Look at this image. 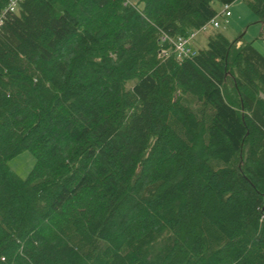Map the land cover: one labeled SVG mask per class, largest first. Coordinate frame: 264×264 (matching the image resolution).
I'll list each match as a JSON object with an SVG mask.
<instances>
[{
    "label": "trees",
    "instance_id": "trees-1",
    "mask_svg": "<svg viewBox=\"0 0 264 264\" xmlns=\"http://www.w3.org/2000/svg\"><path fill=\"white\" fill-rule=\"evenodd\" d=\"M235 1L21 0L6 15L0 264H264V54L211 27L195 56L159 57L164 33ZM244 2L264 41V0ZM25 151L22 177L9 162Z\"/></svg>",
    "mask_w": 264,
    "mask_h": 264
},
{
    "label": "rangeland",
    "instance_id": "rangeland-1",
    "mask_svg": "<svg viewBox=\"0 0 264 264\" xmlns=\"http://www.w3.org/2000/svg\"><path fill=\"white\" fill-rule=\"evenodd\" d=\"M231 10L233 15L229 17L230 23H225L223 21L224 26H221L219 31L226 34L229 39H234L239 37L242 33L244 37L250 41L252 39L255 40L259 49L264 52V44L261 39H257L260 28L255 26L252 20H257L256 14L249 8V6L244 2V0H236L231 4ZM222 19V18H220ZM210 31L201 32L198 35V41L200 42V46L203 47L206 44V38ZM10 166L22 177H26L30 170L33 168L35 164V157L29 151H25L20 155L16 156L9 162ZM66 196V195H64ZM60 196L58 198L60 203ZM64 198V197H63Z\"/></svg>",
    "mask_w": 264,
    "mask_h": 264
},
{
    "label": "built area",
    "instance_id": "built-area-1",
    "mask_svg": "<svg viewBox=\"0 0 264 264\" xmlns=\"http://www.w3.org/2000/svg\"><path fill=\"white\" fill-rule=\"evenodd\" d=\"M20 1L21 0H9L7 7L0 13V25L4 22L8 13L15 12L18 9ZM231 15V5L224 4L218 15L211 18L200 29L193 31L189 36L173 37L164 33L162 36V42L163 44H166V46L162 47L159 51V57L165 59L175 55L178 60H183L195 56L198 51L192 45L193 39H195L200 32L206 31L211 27L220 28L221 26H224L223 21L227 23L228 17Z\"/></svg>",
    "mask_w": 264,
    "mask_h": 264
},
{
    "label": "crops",
    "instance_id": "crops-1",
    "mask_svg": "<svg viewBox=\"0 0 264 264\" xmlns=\"http://www.w3.org/2000/svg\"><path fill=\"white\" fill-rule=\"evenodd\" d=\"M232 15H233V12H232ZM231 15V16H232ZM230 16V17H231ZM253 22H251V23H254L255 24V26H257V27H259L260 28V31H261V29H262V25L260 24V23H256L255 22V20H252ZM227 23H230V20H229V17H228V22ZM252 40H254V39H252ZM262 43L264 44V41H262ZM254 45L258 48V46H257V44H256V42H255V40H254ZM259 49V48H258ZM262 49V48H261ZM261 49H259L263 54H264V52H263V50H261Z\"/></svg>",
    "mask_w": 264,
    "mask_h": 264
}]
</instances>
